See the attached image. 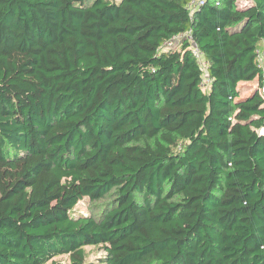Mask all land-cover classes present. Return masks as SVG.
Listing matches in <instances>:
<instances>
[{
	"label": "trees",
	"instance_id": "trees-1",
	"mask_svg": "<svg viewBox=\"0 0 264 264\" xmlns=\"http://www.w3.org/2000/svg\"><path fill=\"white\" fill-rule=\"evenodd\" d=\"M191 1L0 0V264H264V0Z\"/></svg>",
	"mask_w": 264,
	"mask_h": 264
},
{
	"label": "rangeland",
	"instance_id": "rangeland-1",
	"mask_svg": "<svg viewBox=\"0 0 264 264\" xmlns=\"http://www.w3.org/2000/svg\"><path fill=\"white\" fill-rule=\"evenodd\" d=\"M238 1L240 3H243L247 0H238ZM246 85H248L249 87H256L257 81L247 82ZM117 195L118 192L115 191L97 201H92L90 198H86L84 201L80 202L79 205L75 207V212H76L75 214L83 213L86 215L92 214L95 217L99 216L106 209L111 208L112 206L115 205ZM86 252H87L86 262L89 263L92 262L95 264L102 263L101 257L104 255L103 247L97 245H87ZM52 259L48 260V262H46L45 264H55ZM55 259L58 260V262H62L63 264L70 263L68 254L61 255Z\"/></svg>",
	"mask_w": 264,
	"mask_h": 264
},
{
	"label": "built area",
	"instance_id": "built-area-1",
	"mask_svg": "<svg viewBox=\"0 0 264 264\" xmlns=\"http://www.w3.org/2000/svg\"><path fill=\"white\" fill-rule=\"evenodd\" d=\"M202 1V0H192L191 1V6H194L196 3ZM218 3V2H217ZM193 48H194V53L196 55V57L198 59H202V53L200 51V49L196 46V44L194 43L193 45ZM258 59H259V63L260 65L263 67L264 69V51L263 50H258ZM261 93L264 95V84L263 86L261 87Z\"/></svg>",
	"mask_w": 264,
	"mask_h": 264
},
{
	"label": "crops",
	"instance_id": "crops-1",
	"mask_svg": "<svg viewBox=\"0 0 264 264\" xmlns=\"http://www.w3.org/2000/svg\"><path fill=\"white\" fill-rule=\"evenodd\" d=\"M247 83V82H246ZM243 84H245V83H243Z\"/></svg>",
	"mask_w": 264,
	"mask_h": 264
}]
</instances>
